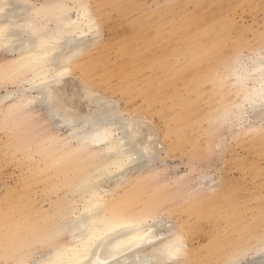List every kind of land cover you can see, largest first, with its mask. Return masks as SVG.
<instances>
[{"label":"rangeland","instance_id":"rangeland-1","mask_svg":"<svg viewBox=\"0 0 264 264\" xmlns=\"http://www.w3.org/2000/svg\"><path fill=\"white\" fill-rule=\"evenodd\" d=\"M92 2L99 38L83 59L88 75L84 65L76 66L71 79L153 136L157 157L125 186L138 189L134 206L150 203L166 226L183 230L186 264H222L234 254L242 264H255L264 256V122L256 116L259 108L247 106L243 123L237 118L226 68L264 51V0ZM10 56L0 52V60ZM10 83L0 81V92L15 89ZM89 99L77 101L93 111L97 106ZM44 120L39 109L21 117L0 113V264L18 255V249L5 250L9 236H31L33 258L49 253L46 233L57 227L59 211L82 204L77 172L52 168L66 154L49 146ZM30 226H36L32 234ZM57 239L69 240L67 233Z\"/></svg>","mask_w":264,"mask_h":264},{"label":"bare ground","instance_id":"bare-ground-1","mask_svg":"<svg viewBox=\"0 0 264 264\" xmlns=\"http://www.w3.org/2000/svg\"><path fill=\"white\" fill-rule=\"evenodd\" d=\"M85 11L89 15H85ZM97 13L92 0H43L39 3L34 0H0V52L11 55L0 60V81L9 80L15 88L0 92V113L7 110L21 117L37 109L42 111L45 115L43 125L49 123L47 128L44 127L49 131V146H57V152L66 154L52 168L65 174L69 173L68 169L70 173L77 172L81 191V206L69 204L62 208L64 211L58 213L57 227L52 225L46 233L48 242L51 241V251L38 255L40 257L36 255V258L55 259L58 249L69 250L63 258L71 264L74 255L70 250L78 237L88 233L107 234L111 238L90 257L93 264L97 257L107 260L108 264H158L168 259L163 255L164 251L178 240L185 246L181 259L186 261L189 248L183 230L166 226L158 209L150 203L141 210L136 209L132 196L138 189L134 186L125 189L135 174L144 171L143 167H149L154 160L143 156L144 147L158 154L153 147V136L143 132L142 124L125 119L123 112L121 114L109 100L98 97L86 86L72 83L76 66L84 65V71L87 75L89 73L88 61L83 64V59L93 46L96 49L99 36L91 29L94 27L92 21L100 29ZM253 55L249 62L239 60L226 68V75L236 89L234 112L240 122L246 118L243 117L245 106L250 110L259 108L261 116H256L263 118L264 122V106L261 104L264 99V51L259 50ZM205 71L204 68L202 73ZM81 80L88 83L86 77L81 76ZM82 96L87 100L92 98L96 109H83L77 101ZM252 128L258 130L257 125ZM54 129L63 132L55 134ZM122 150L141 153L142 158L129 160L127 155H122ZM24 215L21 224L26 222ZM34 228L36 226H30L29 233H33ZM64 233L69 240L62 243L57 238ZM30 237L15 240L8 237V249H18L13 261L36 259L32 257ZM253 262L264 264V256L255 257Z\"/></svg>","mask_w":264,"mask_h":264},{"label":"snow or ice","instance_id":"snow-or-ice-1","mask_svg":"<svg viewBox=\"0 0 264 264\" xmlns=\"http://www.w3.org/2000/svg\"><path fill=\"white\" fill-rule=\"evenodd\" d=\"M85 15H89L86 11ZM94 27L91 29L95 32L97 36L100 34V29L98 26H95V21H92ZM262 96H264V92H262ZM262 106H264V99L261 100ZM122 155H127L129 160L131 159H139L142 158L141 153H132L129 151H123ZM155 153L150 151V149L145 146L143 156H147L149 159L155 158ZM82 222V221H81ZM74 226V225H73ZM262 228H264V215H262ZM111 238L105 234L104 236L98 235H89L88 233L82 234L77 238L76 245L70 250L74 259L71 264H83L84 261H87V264H93L90 257L95 254V250L104 246ZM259 247L262 251H264V233H262L259 240ZM8 251V248L5 249ZM69 250H57L56 258L53 259L49 257L48 259L36 258L32 260L18 259L15 261H10L8 264H67L65 259L63 258ZM186 249L182 241H177L175 244L168 247L163 255L168 257V259L161 260L158 264H186V261H183L181 257L184 255ZM95 264H108L107 260H100L97 257ZM222 264H242L239 254H234L230 258L222 261Z\"/></svg>","mask_w":264,"mask_h":264}]
</instances>
